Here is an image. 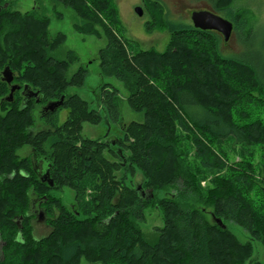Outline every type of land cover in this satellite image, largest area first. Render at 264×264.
<instances>
[{"label": "trees", "instance_id": "obj_1", "mask_svg": "<svg viewBox=\"0 0 264 264\" xmlns=\"http://www.w3.org/2000/svg\"><path fill=\"white\" fill-rule=\"evenodd\" d=\"M55 1L72 6L85 20H95L97 14L110 18L104 25L107 46L99 53L102 72L125 85L128 104L144 118L123 126L115 143L82 137L85 122L107 125L105 115L110 125L121 122L119 89L105 83L97 107L78 94H67L69 86L83 85L87 68L67 79V62L50 57L63 38L49 40L48 18L13 9L14 0H0V70L10 67L14 82L21 88L27 84L40 98L38 102L17 89L7 99L11 85L0 74V264H79L82 257L105 264H118L114 259L129 264H245L254 241L264 246V111L260 103L243 101L247 91L241 86L247 82L248 93L257 91L264 101V57L258 55L252 65L225 56L217 42L219 33L169 22L167 15L160 18L167 21L176 50L136 49L122 34L111 0ZM208 1L210 10L234 21L226 13L230 8L225 0ZM150 2L164 8L163 0ZM183 34L196 36L195 41L187 38L193 48ZM208 36L215 39L210 37L211 48L198 41ZM160 78L166 81L168 98L158 88ZM61 97L63 103L55 111L39 110ZM234 105L243 121L229 117ZM61 107L67 109L63 121ZM38 120L45 127L34 130ZM226 139L249 150L241 152L235 167L212 144ZM26 146L44 159L53 185L42 180L30 155L18 153ZM226 169L235 175L229 177L234 183L223 182L226 175L217 176L207 194H201V208L188 203L187 197L202 188L198 172ZM251 169L257 172L255 178L247 174ZM137 172L142 179L135 184ZM169 186L176 189L172 196L157 195ZM63 187L74 191L76 207L51 194ZM32 194L51 226L48 235L39 238L33 233ZM86 194L89 198L83 201ZM150 205L157 206L164 219L154 242L139 226ZM227 222L244 227L251 239L241 242Z\"/></svg>", "mask_w": 264, "mask_h": 264}, {"label": "rangeland", "instance_id": "obj_2", "mask_svg": "<svg viewBox=\"0 0 264 264\" xmlns=\"http://www.w3.org/2000/svg\"><path fill=\"white\" fill-rule=\"evenodd\" d=\"M12 5L13 9L21 11V13L33 12L41 17H47L49 24L47 27L49 40L62 37L63 40L59 43L55 50L50 52V57L66 61L67 79H72L75 73L79 72L80 68H87V74L83 85H71L66 89L67 94H78L81 98L87 100L91 107H97V100L100 98V93L102 86L105 83H109L119 89V104L121 106L122 120L120 123L111 124L109 127L105 123H100L98 125L85 122L83 124V130L81 132L84 138L93 139H109L116 140L115 138L121 137L123 135V126L127 125L132 120H142L143 113L135 112L132 110L127 102L129 96V91L125 85L118 80L115 76L104 75L102 68L100 66L99 53L102 48L107 46V37L104 25L109 24V19L104 17L103 14L95 17V20H85L79 12L72 6L63 4L55 0H14ZM113 7L118 10V16L121 20V24L118 25L122 31V34L128 39V41L135 47L143 48L145 50L155 49L158 53L164 52L168 48L176 50V41H173V36L169 28L164 25L167 21L161 19V15H167L169 22L180 23L183 25L192 24L191 13L193 10L199 9H212V5L208 0H163V6L153 7L150 0H111ZM226 7H229L231 18L234 19L235 33L230 37L229 42H223V36L217 38L219 47L223 55L228 57L240 58L243 60L250 61L252 65L258 62V55L261 54L264 57V0H225ZM140 6L142 8V15L139 16L135 11V7ZM223 13V12H222ZM222 15V14H221ZM227 16V15H226ZM229 16V15H228ZM117 27V26H116ZM237 33V36H236ZM184 35V36H183ZM182 39L193 48V39L195 41L196 36L190 34H183ZM191 37H188V36ZM210 37L206 39H199L202 41L201 45H209L211 48ZM189 38V39H187ZM211 39H214L211 37ZM215 40V39H214ZM222 41V42H221ZM214 43V42H213ZM221 43V45H220ZM224 43V44H223ZM217 49V48H216ZM215 49V50H216ZM133 50V49H132ZM214 54V52L212 53ZM260 57V56H259ZM222 73L225 69L222 68ZM2 75V70H0ZM227 76V75H226ZM230 83H236L235 79L228 80ZM166 81H158V88L163 97L168 98V91L166 87ZM238 82V81H237ZM244 87L248 93L251 92L250 87L242 81ZM253 90V89H252ZM242 96L243 101L250 100L256 103L258 107L263 108L264 111V101L260 99L258 92H253V94H245ZM263 98V97H262ZM244 102H239L238 105H242ZM236 106L230 109L229 117L232 120L243 121L241 116H238L236 111ZM226 116V111L223 110ZM39 115V110L36 112ZM60 121H63L67 116V109L61 107L58 111ZM166 125V124H165ZM45 127L40 120L34 126V130L41 129ZM169 127V124L166 125ZM179 135L185 137V133L179 131ZM113 143V141H112ZM216 150L221 151V154L226 156L229 160V164L235 167L239 164L241 152L249 151L248 148H244L241 144L232 141L231 139L218 140L212 143ZM115 145V144H113ZM119 150L118 148H115ZM123 153L122 150H119ZM193 151H190L189 155H192ZM20 155H30L32 150L26 146L19 150ZM105 154L110 157L107 150ZM256 158H259L256 155ZM238 171H242L243 167L239 166ZM248 169L246 168V171ZM229 169L224 171L219 170H202L198 172L199 183L201 184L199 190L196 193H192L187 197L188 203L197 208H201L204 203L202 198L203 192L207 194L209 188L213 187V180L217 176L226 175L221 178L225 183H234L232 180L233 173H230ZM123 172L119 173L121 177ZM249 177H256V171H248ZM235 176V175H234ZM233 176V177H234ZM230 177V179H229ZM142 179L141 173L137 172L133 180L135 184H138ZM225 179V180H224ZM131 180V176H128V181ZM232 181V182H231ZM140 185V184H139ZM151 190V189H150ZM145 194L147 189H144ZM176 192V189L172 186L166 189H161L157 192L159 197L172 196ZM202 192V193H201ZM247 193V190L245 191ZM90 193V191H88ZM51 194L60 197L62 202L69 207H76L75 193L69 187H63L62 190H52ZM33 196V194H32ZM34 197V196H33ZM89 195L83 197V201H87ZM31 212V210H30ZM54 214H57V210L54 209ZM52 215V214H51ZM52 215V216H53ZM145 219L139 222L146 239L150 242L157 240L159 236L158 229L164 226L163 213L161 210L155 206H147L144 210ZM208 218L210 215L206 214ZM82 217V215H81ZM34 226V236L36 238L48 235L51 231L50 224H47L45 220L36 221L32 220ZM227 227L233 232V234L241 241L247 242L251 239V235L247 230L234 223L227 222ZM158 228V229H157ZM254 250L251 257L245 262V264H253L255 261H260L264 263V246L259 241H254ZM118 264H129L127 261L114 259ZM114 263V262H113ZM112 263V264H113ZM79 264H105L101 261H88L86 258L82 257Z\"/></svg>", "mask_w": 264, "mask_h": 264}, {"label": "water", "instance_id": "obj_3", "mask_svg": "<svg viewBox=\"0 0 264 264\" xmlns=\"http://www.w3.org/2000/svg\"><path fill=\"white\" fill-rule=\"evenodd\" d=\"M8 3L5 4V6H7ZM135 11L137 12V14L139 16L142 15V8L140 6H136L135 7ZM191 20H192V24L194 25V27L202 29V30H216L219 31L223 37L225 41H228L232 31H233V22L230 21L229 19L225 18L224 16L212 11V10H208V9H199V10H193L191 13ZM2 77L3 79L9 84L10 86V93H9V97L7 99H10L11 96L13 95V92L20 87L19 84L13 83L14 80V74L12 72V70L10 69V67L6 66L3 70H2ZM25 88H27V84L24 85ZM37 92H35L36 94ZM63 103V97H61L58 100L49 102L46 105V110H50V111H55L61 104ZM106 115H105V121L107 123V126L109 127L110 124L108 122V120L106 119ZM113 143H115V141H113ZM48 172V171H47ZM47 175V174H46ZM43 181H46L47 183H49L50 185H53V180L49 177L46 178H42ZM150 192H152V190H150ZM151 195H153L151 193ZM215 220L217 221V223L222 226L225 227V224L223 223V221L220 218H215Z\"/></svg>", "mask_w": 264, "mask_h": 264}, {"label": "flooded vegetation", "instance_id": "obj_4", "mask_svg": "<svg viewBox=\"0 0 264 264\" xmlns=\"http://www.w3.org/2000/svg\"><path fill=\"white\" fill-rule=\"evenodd\" d=\"M214 12H215V11H214ZM210 31H215L216 33L221 34L219 31H216V30H210ZM233 32H234V27H233L232 34H233ZM232 34H231V35H232ZM221 35H222V34H221ZM222 36H223V35H222ZM223 39H224V37H223ZM13 83H15L14 80H13ZM25 85H26V84H25ZM17 89H22L23 93H26L27 96H29V97H35L36 100H37L38 102H40V98L38 97V92H37V91L31 90V89L28 88V87L25 88V86H23V88L19 87V88H17ZM17 89H16V90H17ZM16 90H15V91H16ZM15 91H14V92H15ZM14 92H13V95L11 96V98L14 96ZM35 92H37V93L35 94ZM9 96H10V95H9ZM49 102H52V101H49ZM49 102H45V103L41 104L39 110L43 111L42 113H46V112L50 111V110H46V108H45L46 105H47ZM107 141H111V142H112V141H114V140L109 139V137H108V138H107ZM31 158H32V163H33L34 167H36V169L39 170L40 175H41V178L49 177V176H48V172H47V171H48L47 168L44 169V165H45L44 159L35 156L34 153L31 154ZM46 174H47V175H46ZM31 213L33 214V220H34V219H36V221H43V220H45V221L47 222V215H46V211H45V209H43V208L41 207V205L39 204L38 199H37V198H34V197H33L32 202H31Z\"/></svg>", "mask_w": 264, "mask_h": 264}]
</instances>
